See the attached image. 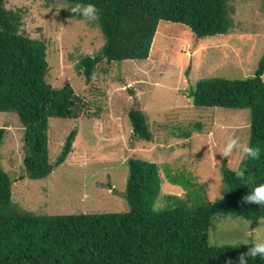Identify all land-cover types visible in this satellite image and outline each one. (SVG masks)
Masks as SVG:
<instances>
[{
    "label": "rangeland",
    "instance_id": "1",
    "mask_svg": "<svg viewBox=\"0 0 264 264\" xmlns=\"http://www.w3.org/2000/svg\"><path fill=\"white\" fill-rule=\"evenodd\" d=\"M231 3L234 26L226 34L196 38L189 27L162 21L148 59L102 60L97 78L87 82L77 63L104 44L97 24L63 17L60 9L69 3L62 0H6V8L20 11L21 33L46 43V81L52 87L71 85L89 113L75 119L49 118L51 162L72 129L76 136L65 161L47 177L33 179L22 162L23 127L12 114L0 112V127L5 128L0 161L11 179L12 202L47 215L126 211L129 159L158 166V198L166 205L169 193L189 208L218 199L224 185L221 164L226 161L238 169L244 158L239 147L248 145L249 110L195 106L188 90L201 78L251 76L264 54V0ZM132 108L146 114L150 141L133 136L128 117ZM231 139L238 141V148L224 157V145ZM258 226V221L240 216H215L208 241L251 243L248 230Z\"/></svg>",
    "mask_w": 264,
    "mask_h": 264
},
{
    "label": "trees",
    "instance_id": "2",
    "mask_svg": "<svg viewBox=\"0 0 264 264\" xmlns=\"http://www.w3.org/2000/svg\"><path fill=\"white\" fill-rule=\"evenodd\" d=\"M62 1L69 3L60 9L63 17L82 18L69 12L76 3H92L100 13L95 23L104 44L77 63L87 82L97 78L102 60L148 59L162 21L187 26L196 38L224 35L234 26L232 0ZM5 2L0 0V112L12 114L23 127L25 173L28 178L41 179L65 161L76 136L72 129L51 162L49 118L88 116L87 103L71 85L52 87L46 81V43L22 34L20 11L6 8ZM188 92L195 106L249 110L248 146L259 148L260 156L241 160L238 170H245L243 179L223 161L221 199L203 200L189 208L182 198L169 193L167 207L157 211L153 204L161 191L158 166L129 159L128 210L47 215L26 211L12 202L11 179L0 161V264H238L248 246L211 245L208 230L215 216L250 221L264 216V207L240 203L252 190L250 185L264 183V54L251 76L201 78ZM128 117L133 136L150 141L153 136L146 114L132 108ZM4 136L5 128L0 127V146ZM247 259L249 264H264L259 258Z\"/></svg>",
    "mask_w": 264,
    "mask_h": 264
},
{
    "label": "clouds",
    "instance_id": "3",
    "mask_svg": "<svg viewBox=\"0 0 264 264\" xmlns=\"http://www.w3.org/2000/svg\"><path fill=\"white\" fill-rule=\"evenodd\" d=\"M72 16L82 17L88 22H98L100 19L99 10L92 3L81 4L76 3L69 10ZM238 148V141L236 139L229 140L223 148V156L229 157ZM239 150L242 157L255 160L260 156V149L254 148L248 145L240 146ZM234 174L237 178L243 179L245 177V170L234 169ZM243 185H250L244 183ZM252 190L241 198L240 203L242 205H251L253 203L258 204L260 207H264V183H257L254 186L250 185ZM224 192H217L219 199L222 198ZM166 203L159 198L155 204V210L160 211L166 207ZM259 226L255 228V231L250 230L251 243H240V245H247V250L240 254L238 264H249L248 257L252 260L259 258L260 261H264V216L257 217ZM231 264V262H229Z\"/></svg>",
    "mask_w": 264,
    "mask_h": 264
}]
</instances>
